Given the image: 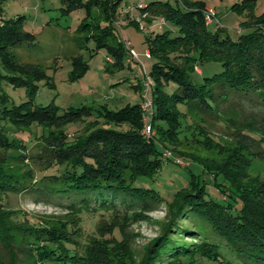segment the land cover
<instances>
[{
  "label": "trees",
  "instance_id": "16d2710c",
  "mask_svg": "<svg viewBox=\"0 0 264 264\" xmlns=\"http://www.w3.org/2000/svg\"><path fill=\"white\" fill-rule=\"evenodd\" d=\"M59 2L62 15L77 9L86 11L93 22L82 23L80 30L93 28L94 46L106 49L115 58L113 66L123 68L129 57L113 30V21L120 17L128 20L123 14L128 1ZM203 6L199 0H176V5L169 0H154L136 10L147 14L142 21L151 23L155 17H162L171 24L145 40L152 59L148 91L153 110L148 118L156 134L150 138L141 133L144 111L139 104L116 111L82 105L62 113L53 104L33 105L37 82L45 80L46 74L25 70L15 62L11 48L34 43L35 37L25 29V15L4 18L0 14V84L5 81L14 88L22 87L26 96L25 101L9 105L10 96L0 90V264H135L125 244L111 252L98 248L79 253L69 247L74 237L67 224H29L19 211L6 205L7 198L25 194L35 202H68L65 205L72 211L99 206L113 213L132 214L133 218L164 203L158 191L137 183L138 178H154L160 173L162 147H170L177 157L197 160L213 175H225L238 193V205L214 199L191 174L189 185L177 191L166 206L168 217L161 232L147 245L138 264H170L194 254L206 256L215 264H264V184L242 174L248 173L249 162L246 166L238 158L235 165L229 160L220 163L225 166L215 167L210 159L179 149L176 142L181 121L190 112L235 114L239 106L235 105L248 101L261 108L258 115L264 122V21H257L263 22L262 27L233 39L220 28L212 29L216 21L206 24ZM93 9L97 16L92 14ZM100 17L109 25L100 26ZM205 62H218L222 70L199 80L202 71L198 65ZM194 67L200 69L198 75ZM141 85L138 81L135 87L142 89ZM253 97L257 99L255 103L250 101ZM95 109L107 121L124 127L87 128L86 134L76 136L59 131L43 136L33 130L39 126L46 131L45 127L91 116ZM17 133L31 134L34 140L53 148V163H63L65 167L44 175L39 172L35 179L30 173H18L13 166L21 155L11 151L27 150L28 146ZM97 253H103V259L90 261L89 257Z\"/></svg>",
  "mask_w": 264,
  "mask_h": 264
},
{
  "label": "rangeland",
  "instance_id": "374dc122",
  "mask_svg": "<svg viewBox=\"0 0 264 264\" xmlns=\"http://www.w3.org/2000/svg\"><path fill=\"white\" fill-rule=\"evenodd\" d=\"M127 1L149 3L154 0ZM169 1L176 5V0ZM199 1L204 4L203 12L206 8L211 9L219 20L216 26L212 25L214 27L212 29L220 28L233 39L253 32L258 26L263 25L262 21L259 23L257 21H264V0ZM36 6L44 10L37 9ZM60 7L59 0L0 2V14L4 18H11L16 14L25 15L27 18L25 29L35 37L34 43H23L11 48L15 62L25 70L46 74L45 80L37 82L38 89L32 104L39 106L53 104L59 113L82 105L92 108L104 107L111 111L127 105L142 106L146 99L143 97L144 73L148 75L152 65V59L145 56V51L149 50L145 40L152 32L168 29L171 24L165 20L164 27L159 28V17H155L151 23L142 21L141 26L144 28H140L122 17L114 20L113 30L117 38L129 41L130 47L138 55L137 60L125 59L123 68H116L112 64L115 58L106 49L94 46L91 40L93 28L80 30L82 23L93 22L86 11L77 9L62 15ZM92 14L97 16V10L93 9ZM97 22L100 26L109 25V21L103 17L98 18ZM198 66L202 71L201 75H198L199 68L194 69L199 80L222 70L218 62H205ZM1 72L4 71L1 69ZM138 81L141 82L142 89L135 87ZM0 90L10 96L9 105L26 100L25 89L22 87L14 88L10 83L3 81ZM146 95L150 97L149 91ZM250 101L255 103L257 99L253 97ZM235 106L237 109L234 115L227 113L213 116L208 113L201 115L190 112L181 121L176 142L180 144L179 149L194 153L203 159H210L215 167L229 160L234 163L236 159L242 158L240 160L244 165L247 166L249 162L246 167L248 173L243 171L242 174L249 175L252 181L260 180L264 184V122L259 119L261 115H258L261 108L252 106L248 101ZM92 113L91 116L81 119L45 127L46 131L39 126L33 127V130L43 136L57 131L76 136L86 134L87 128L91 130L99 127L112 129L124 127L107 121L97 109L92 110ZM252 115L255 116V120H251ZM153 130V135H156L154 128ZM141 133L143 134L142 130ZM143 135L147 137L146 134ZM16 136L24 138L28 146L27 150L11 151L13 155H21L19 162L13 166L18 173H30L35 179V174L39 172V175H44L65 167L63 163H53L51 156L53 148L47 147L43 141L34 140L33 135L26 133H17ZM162 149L164 152L161 156L164 160L160 173L154 178H138L137 181L141 186L158 191L164 198V203H158L150 212L139 213L132 218V214L126 216L122 212L113 213L99 206L91 209L75 208L72 211L65 205L68 202H35L31 195L25 194L8 196L6 205L19 211L24 220L34 226L67 224L74 237L73 246L69 247H74L79 253H87L98 248L111 252L120 250L121 244H125L131 251L135 264H138L147 245L161 232V227L168 217L166 206L171 204L177 191L189 185L191 174L197 184L204 186L206 192L214 199L223 203L231 201L238 205L236 201L238 193L231 188V181L225 175L217 172L213 175L208 168L203 169L197 160L175 156L170 147ZM20 214L18 217L22 219ZM103 257L104 254L100 253L95 257L92 255L89 259L100 262L99 259L102 260ZM170 264L215 263L206 256L194 254L183 256Z\"/></svg>",
  "mask_w": 264,
  "mask_h": 264
},
{
  "label": "built area",
  "instance_id": "2783aa9c",
  "mask_svg": "<svg viewBox=\"0 0 264 264\" xmlns=\"http://www.w3.org/2000/svg\"><path fill=\"white\" fill-rule=\"evenodd\" d=\"M141 6H143L142 2H138L136 3V5L134 3H130L127 2L123 8V14L126 15L127 19L130 21H134L136 22L140 28H144L141 26V21L147 17L146 13H137L136 10L138 8H140ZM205 21L206 23L210 24L214 21H216L218 23V20L216 19V16L214 15V13H212L211 9L206 8L205 10ZM165 25V20L162 17H159V23L158 26L159 28H163ZM124 48L126 49L127 53H128V57H129V61L131 60H137L138 59V55L137 53L130 47V42L129 41H123L121 40ZM145 56L146 57H150V52L149 50L145 51ZM152 81L150 79V77L148 75H146L144 73V82H143V86H144V94L143 97L146 98L144 100V103L142 104L141 108L144 111V116H143V129L142 132L143 134H146L147 137H151L154 134V130L152 128L151 123L149 122V114L152 112L153 110V105H152V101L150 99V97H147V92H148V88L151 86Z\"/></svg>",
  "mask_w": 264,
  "mask_h": 264
},
{
  "label": "crops",
  "instance_id": "0c3cea01",
  "mask_svg": "<svg viewBox=\"0 0 264 264\" xmlns=\"http://www.w3.org/2000/svg\"><path fill=\"white\" fill-rule=\"evenodd\" d=\"M36 7H37V9L39 8V9H42V10H44V8H42V7H40V6H39V7H38V6H36Z\"/></svg>",
  "mask_w": 264,
  "mask_h": 264
}]
</instances>
